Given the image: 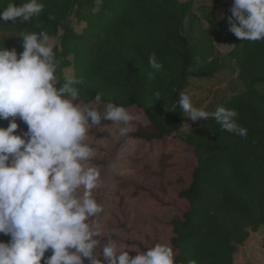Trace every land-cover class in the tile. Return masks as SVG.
<instances>
[{"label": "trees", "instance_id": "obj_1", "mask_svg": "<svg viewBox=\"0 0 264 264\" xmlns=\"http://www.w3.org/2000/svg\"><path fill=\"white\" fill-rule=\"evenodd\" d=\"M210 1L216 9L194 8L195 0H39L44 9L37 17L0 22V50L15 48L19 54L23 33L46 32L57 60V87L70 78L82 79L78 87L85 104L103 111L105 103L112 102L136 114L134 128L126 137L113 127L105 131L111 158H117L128 139L164 145L162 166L155 169L147 164L144 181L138 173L121 177L108 172V190L124 191L120 199L128 212L127 193L133 201L140 199L147 180L167 192V162L177 157L166 148L176 141L184 145L187 151L182 156L192 160L191 181L178 200L186 209L179 206L168 212L165 222L172 229L169 243L176 264L190 260L235 264L241 247L264 227V39L235 37L225 19L231 15L233 1ZM24 2L0 0V11L9 3ZM219 10L225 12L217 20ZM9 36L18 38L11 41ZM221 44L232 46L226 55ZM153 53L163 65L159 71L149 64ZM224 69L237 72V84L221 92L217 106L235 110L236 122L247 129V136L230 133L211 118L195 122L191 134L185 135L187 117L178 105L180 93L194 92L193 83H210ZM157 92L160 99L154 95ZM98 93L101 102L97 104ZM217 106L207 109L214 112ZM7 121L0 120V127L6 128ZM16 122L15 134L28 130L18 117ZM94 162L90 158L89 164ZM10 239L0 233V242ZM51 254L49 249L45 256ZM84 264L89 261L85 259Z\"/></svg>", "mask_w": 264, "mask_h": 264}, {"label": "clouds", "instance_id": "obj_2", "mask_svg": "<svg viewBox=\"0 0 264 264\" xmlns=\"http://www.w3.org/2000/svg\"><path fill=\"white\" fill-rule=\"evenodd\" d=\"M43 9L39 0L9 3L0 11V22L29 21ZM229 11L225 19L235 37L264 39V0H233ZM21 38V53L0 50V120L12 118L7 128L0 127V233L11 237L0 242V264H41L42 259L44 264H84L85 259L89 264H176L170 243L158 242L144 251L112 238L102 243L103 234L93 222L103 207L92 195L101 181L97 167L89 166L94 149L85 142L88 133L106 120L121 125L120 135H127L135 117L112 102L103 111L85 104L78 87L82 79L70 78L57 87L49 35L23 33ZM149 64L156 71L163 67L154 53ZM154 95L160 99L159 92ZM100 102L98 93L94 103ZM178 105L192 122L211 118L224 130L247 136L235 110L197 108L184 92ZM17 117L28 128L22 135L15 134ZM49 249L52 254L46 257Z\"/></svg>", "mask_w": 264, "mask_h": 264}, {"label": "rangeland", "instance_id": "obj_3", "mask_svg": "<svg viewBox=\"0 0 264 264\" xmlns=\"http://www.w3.org/2000/svg\"><path fill=\"white\" fill-rule=\"evenodd\" d=\"M232 1L224 0L223 4ZM193 6L197 9H216L217 7L210 0H195ZM221 7L223 6H219V8ZM224 12L225 10L216 12L217 20L222 18ZM17 38L9 36L11 41H15ZM229 46L232 47L230 44L225 46L221 44L219 48L223 51H229ZM132 115L135 117L136 114L132 113ZM11 119L10 117L9 120ZM15 119L17 120V118ZM109 127L119 131L121 125L102 121L101 125L94 126L89 131L86 140V143L94 149L91 158L95 162H100L98 164L91 163L89 166L97 167L100 172V187L94 190L92 195L103 207V212L97 214L93 221L103 234L101 238L115 239L121 245L137 251H144L158 242L169 243L173 233L171 227L165 224L166 218L170 217L168 212H174L179 206L186 209V205L184 206L178 200V194L191 181L192 160L188 156H182L187 150L178 141L176 143L180 145L179 147L176 146L177 144L175 146L171 145L172 143L167 146V152L175 153L174 156L177 157L176 159L171 158L169 161L166 158L169 165L167 164V170L165 171L164 185L167 187L168 193L159 191L147 180L146 191L142 192L140 199L133 201L130 198V193H127L125 200L130 204L128 212V207L120 199V195H123L124 191L122 193L120 191L116 192L118 194L116 196V193L112 191L113 189L108 190V185L105 183L109 176L108 172L110 170L117 172L121 177L138 173L144 181L147 177L145 174L147 164L152 163V167L155 169L162 166L161 155L164 151V145L133 142L128 139L124 145L125 148H122V152L118 154L117 158L113 159L108 155L107 142L103 138ZM123 137H126V135H123ZM179 180H182V184L178 182ZM136 188H138V184ZM83 191V188H81L79 190L80 194ZM129 254L134 257L136 252L131 251ZM235 264H264V227L259 232L253 233L246 244L241 247L240 252L236 255Z\"/></svg>", "mask_w": 264, "mask_h": 264}, {"label": "crops", "instance_id": "obj_4", "mask_svg": "<svg viewBox=\"0 0 264 264\" xmlns=\"http://www.w3.org/2000/svg\"><path fill=\"white\" fill-rule=\"evenodd\" d=\"M225 55L227 52L224 51ZM225 71L217 76L212 82H202L196 81L193 83L194 92L191 91L188 95L195 100L196 103H201L200 108H204V110L208 111L207 108H215L220 102V94L237 84V72H233L231 74V70L224 69ZM240 89L238 88L237 91ZM195 122H192L188 117L185 118L184 128L182 132L185 135L191 134V128L194 126Z\"/></svg>", "mask_w": 264, "mask_h": 264}]
</instances>
